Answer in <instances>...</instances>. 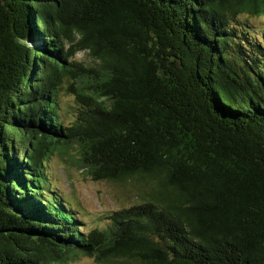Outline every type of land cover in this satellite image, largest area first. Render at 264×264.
I'll list each match as a JSON object with an SVG mask.
<instances>
[{
	"label": "trees",
	"instance_id": "16d2710c",
	"mask_svg": "<svg viewBox=\"0 0 264 264\" xmlns=\"http://www.w3.org/2000/svg\"><path fill=\"white\" fill-rule=\"evenodd\" d=\"M261 17L264 0H0V264H264ZM54 154L141 201L81 228Z\"/></svg>",
	"mask_w": 264,
	"mask_h": 264
},
{
	"label": "rangeland",
	"instance_id": "374dc122",
	"mask_svg": "<svg viewBox=\"0 0 264 264\" xmlns=\"http://www.w3.org/2000/svg\"><path fill=\"white\" fill-rule=\"evenodd\" d=\"M259 30L264 31V17L253 19ZM80 59L86 56L80 54ZM62 114L69 118L74 106L72 96H61ZM49 166L57 173V184L65 193L67 203L80 211L81 228L104 226L106 217L114 210L130 207L141 201L138 189L143 185L135 180L122 184L109 181H95L86 176L84 171L73 167L67 157L54 154L49 160ZM72 264H99L94 258L80 255Z\"/></svg>",
	"mask_w": 264,
	"mask_h": 264
}]
</instances>
